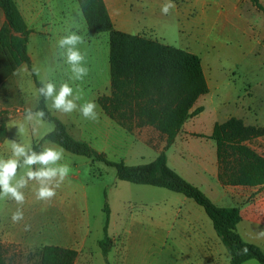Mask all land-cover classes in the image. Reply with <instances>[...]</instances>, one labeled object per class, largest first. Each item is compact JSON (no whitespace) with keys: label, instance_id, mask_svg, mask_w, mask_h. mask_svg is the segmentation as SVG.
<instances>
[{"label":"rangeland","instance_id":"1","mask_svg":"<svg viewBox=\"0 0 264 264\" xmlns=\"http://www.w3.org/2000/svg\"><path fill=\"white\" fill-rule=\"evenodd\" d=\"M260 2L264 5V0ZM67 3L66 9L62 10L60 15L57 14L50 25L40 26L42 30H54V34H60L59 37L53 39L44 34L30 37L28 48L34 53L32 67L40 70L38 80L45 75L54 79L57 85L67 82V77L69 81L71 80V72L59 57L57 47L59 38L66 35V29L71 27L84 38L85 42L79 47L86 54V66L89 69L85 78L92 77V85L76 91L82 93L83 99L80 103L90 99L96 102L98 96L111 91L109 34L90 32L77 0H67ZM239 3L246 24L238 27L230 36L228 34L223 36L218 23L217 27L212 28L215 34L212 33L214 35L210 40H202L196 34L189 48L201 57L209 81L214 82V71L223 76L216 82L223 81L225 85L220 88L219 99H216V102L222 101L220 105L223 115L236 105L243 118L252 121L256 114L264 116V13L250 0H240ZM19 6L24 19H27L25 3ZM4 23L5 15L1 10L0 28ZM146 34L156 37L152 31ZM25 66L27 65L15 66L6 55L2 57V62L0 60V76L1 71L4 73L0 79V126L5 124L7 135L10 128L9 140L20 139L17 125L22 121L23 109L37 108L39 103L34 96L37 87L33 76L28 66L27 72L23 70ZM222 93L226 96L222 97ZM98 106L100 107L99 104ZM53 114L65 123L73 137L92 146L89 141L92 138L89 126L93 125V121L84 119L79 112L68 115ZM53 128L54 124L46 120L40 129L39 137H33L30 129L26 128L23 140L25 143H31L32 147L39 143L41 146L47 142L42 141L43 137ZM118 131V134L112 133L108 139L105 137L92 139L97 147L99 145L100 148L104 147L106 152L92 147L109 160L124 161L130 166L150 163L155 158V150H150L146 146H133L130 143L131 136L123 129ZM7 135L0 142V146ZM105 140L115 141V146H107ZM195 143L201 149L205 145L201 142ZM68 153L70 152L66 151L63 162L70 165L71 171L57 190V196L50 203L37 201L31 185L26 190L24 221L19 224L13 223L11 215L17 205L10 200H0V264H39L41 250L46 245H59L76 250L78 254L74 264H157L158 259L154 251L140 248L135 234L137 231L131 230L132 233L128 234L123 231V226L130 212L140 215L137 218L141 219L144 226L149 228L153 226L156 220L151 214L153 203L161 198L159 197L161 192L157 191L168 190L120 180L114 167L72 153H70L72 158L69 159L66 156ZM171 153H179V149L173 147ZM0 157L7 158L1 151ZM188 161L198 164L199 159L188 156ZM220 204L224 205H219L221 207L238 206L231 199ZM108 210L110 217L107 233L111 237V250L104 256L99 241L105 237ZM25 224L31 225L30 230H24ZM259 242L264 251V237ZM250 264L260 263L252 260Z\"/></svg>","mask_w":264,"mask_h":264},{"label":"trees","instance_id":"2","mask_svg":"<svg viewBox=\"0 0 264 264\" xmlns=\"http://www.w3.org/2000/svg\"><path fill=\"white\" fill-rule=\"evenodd\" d=\"M77 1L89 31L109 34L111 91L100 95L98 104L106 115L128 132L134 128L153 127L166 136L168 149L184 123L203 110L196 108L192 111L198 98L210 90L201 57L157 39L115 29L104 0ZM250 1L264 13V5L260 0ZM0 8L6 17L0 29V60L2 62V57L6 55L17 67L27 65L38 88L41 86L40 80L32 72V60L28 52L32 30L15 0H0ZM37 108L44 109L48 113L46 120L54 124L53 130L42 141H55L72 154L104 162L116 169L120 180L165 188L193 199L212 220L231 256L230 264H244L249 260L264 264L263 249L244 240L238 232V224L242 220L240 207L215 204L199 187L169 166L165 151L146 164L130 166L124 161H111L88 142L73 137L65 123L48 111L42 99ZM6 135V126L2 124L0 142ZM260 136H264V127L248 125L243 119L234 116L215 124L210 138L217 143L219 179L222 184L264 186V157L250 145L253 139ZM39 146L40 143L33 148L38 151ZM106 212L105 237L99 241L104 256L111 250V237L107 233L110 213L109 210ZM77 254L72 248L46 245L41 250L39 264H74Z\"/></svg>","mask_w":264,"mask_h":264},{"label":"crops","instance_id":"3","mask_svg":"<svg viewBox=\"0 0 264 264\" xmlns=\"http://www.w3.org/2000/svg\"><path fill=\"white\" fill-rule=\"evenodd\" d=\"M15 1L20 11L22 10L19 5L23 3L26 5L28 15L25 20L32 30L30 37L44 34L55 39L60 36V34H54V30H42L41 27L50 25L56 19V15H60L62 10L66 9L67 0ZM104 1L115 29L147 37H151V34L146 33L152 31L156 35L155 38L151 37L152 39L193 53L195 52L189 48V44L194 41L196 34L202 40H210L215 34L212 28L217 27L219 23L223 36L227 34L230 36L237 31L238 27L247 23L242 15L240 0H172L175 8L170 10L168 15L161 13V6L166 0ZM45 47L47 48L46 45ZM28 50L33 61L34 53L31 49L28 48ZM205 76L210 89L209 93L200 96L192 108V111L202 108V112L190 117L184 123L174 143L168 149H166V136L153 127H139L128 132L106 115L99 106V120L89 126L92 134L89 141L97 150L106 152L104 147L100 148L99 145L98 148L92 139L99 137L108 139L112 133L118 134V130L123 129L131 136L130 143L133 146H146L156 151L153 160L165 151L169 166L187 181L202 189L215 204L224 206L220 203L228 199L236 202L242 216L238 224V232L244 240L260 246L259 241H262L264 237V186L222 184L219 179L217 143L210 136L213 134L216 123L225 122L233 116L243 119L248 125L260 127H264V116L256 114L254 120L248 121L238 112L236 105L223 115L220 105L222 101L216 102V99H219L220 88L225 86L223 81L216 82L223 76L214 71L215 83L208 80L206 73ZM66 80L74 90H84L89 84L92 85V77L80 81H69L67 77ZM221 96L226 95L222 93ZM96 102L98 104V98ZM82 122L85 123L83 120ZM9 129L6 140L0 146V151L7 157L10 155V145L7 143ZM105 141L107 146H115V141ZM195 142L205 145L201 149ZM250 145L264 157V136L253 139ZM173 147L178 148L179 153H171ZM68 154L67 158L71 159L70 153ZM188 156L199 159L198 164L190 163ZM157 192H161L159 196L161 198L153 203L151 214L156 218L153 226L150 228L144 226L141 219L137 218L140 215L131 212L124 222V232L129 234L134 230L137 231L134 233L137 234L141 249L148 248L154 251L158 259L157 264H230L231 256L202 206L181 193L171 190ZM141 218L143 219V216ZM250 261L252 260L244 264H250Z\"/></svg>","mask_w":264,"mask_h":264},{"label":"clouds","instance_id":"4","mask_svg":"<svg viewBox=\"0 0 264 264\" xmlns=\"http://www.w3.org/2000/svg\"><path fill=\"white\" fill-rule=\"evenodd\" d=\"M175 8L172 0H166L161 6V13L168 15ZM67 34L57 41L59 57L68 66L72 81L83 80L88 75L86 66V54L81 51L80 45L85 41L78 31L70 27ZM28 71L27 66L23 69ZM32 72L37 76L40 70L33 68ZM40 87L35 89L34 96L39 102L41 99L45 107L51 113L79 114L86 120L98 122V104L95 100H86L83 103L82 93L74 90L68 82L57 85L49 76H42ZM48 113L44 109L25 107L22 113V121L18 123L19 140H8L10 155L7 158L0 157V200H10L17 205L11 215V220L19 224L25 219L23 206L26 203V190L31 185L32 192L37 201L50 203L56 196L57 190L68 178L71 167L64 161L65 149L55 141H47L37 151L31 143H25L23 134L30 129L33 137H39L40 129L46 123ZM31 225L25 224L24 230H30Z\"/></svg>","mask_w":264,"mask_h":264}]
</instances>
